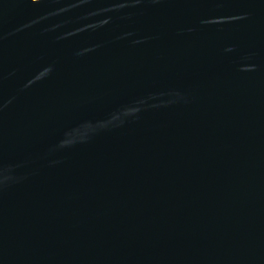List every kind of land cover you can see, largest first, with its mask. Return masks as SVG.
Masks as SVG:
<instances>
[{"label": "water", "instance_id": "1", "mask_svg": "<svg viewBox=\"0 0 264 264\" xmlns=\"http://www.w3.org/2000/svg\"><path fill=\"white\" fill-rule=\"evenodd\" d=\"M0 264H264V0H0Z\"/></svg>", "mask_w": 264, "mask_h": 264}]
</instances>
